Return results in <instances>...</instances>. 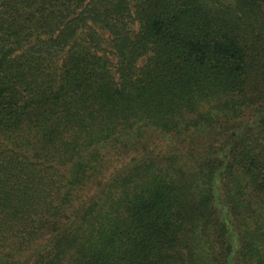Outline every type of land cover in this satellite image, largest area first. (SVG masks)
<instances>
[{"label": "trees", "instance_id": "obj_1", "mask_svg": "<svg viewBox=\"0 0 264 264\" xmlns=\"http://www.w3.org/2000/svg\"><path fill=\"white\" fill-rule=\"evenodd\" d=\"M0 264H264V0H0Z\"/></svg>", "mask_w": 264, "mask_h": 264}]
</instances>
